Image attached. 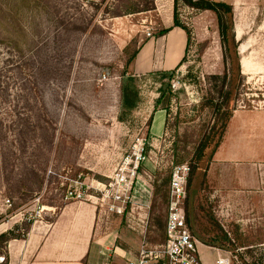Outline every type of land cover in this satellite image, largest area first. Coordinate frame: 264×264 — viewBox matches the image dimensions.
<instances>
[{
    "label": "rangeland",
    "instance_id": "374dc122",
    "mask_svg": "<svg viewBox=\"0 0 264 264\" xmlns=\"http://www.w3.org/2000/svg\"><path fill=\"white\" fill-rule=\"evenodd\" d=\"M135 1L0 0V264H129L144 243L164 242L175 170L200 172L198 146L218 120L213 84L229 69L216 16L174 0L127 13ZM222 1L234 7L243 86L192 230L230 264H264V0ZM175 14L191 32L179 66L140 72L132 56L148 42L160 58L166 48L167 67L178 61L174 34L156 40ZM141 142L131 202L109 212L103 185L131 169ZM200 250L205 263L216 257Z\"/></svg>",
    "mask_w": 264,
    "mask_h": 264
},
{
    "label": "trees",
    "instance_id": "16d2710c",
    "mask_svg": "<svg viewBox=\"0 0 264 264\" xmlns=\"http://www.w3.org/2000/svg\"><path fill=\"white\" fill-rule=\"evenodd\" d=\"M180 1L192 9L210 11L215 14L217 19L218 36L220 39L223 54L222 57L225 65L229 66V69L220 79L222 81L221 85L218 87L216 86V83L213 84V92L215 93L216 98H212L210 103L212 104L213 109L217 111L216 115L218 116V120L212 126L209 133L201 139L196 152L197 169L202 172L200 173L195 172V170H190V173L188 175L185 212L188 226L195 236L192 230L194 228V225L191 221V217H195L194 203L197 192L201 189L202 179L206 175V171L222 142V138L226 132L228 124L233 117L234 111L236 110L237 97L243 86V76L241 75V60L238 53V42L235 36L233 5L222 0H174L175 5H177ZM125 9L127 13L151 11L154 9V0H136L135 2H131L130 4H128ZM173 28H180L186 33L188 44L191 39V32L186 26L181 23V21L177 17V14L174 15V22L172 27L162 30L156 36V38L165 36ZM139 50L133 54L132 61L136 59ZM165 72L166 71L162 73L163 76L167 75ZM219 78L214 77V80L216 81ZM138 99L139 93L136 86L131 83L126 84L123 88V107L127 110H133L137 105ZM4 237H6L5 234L1 235V238ZM200 240L204 244L209 246L219 248L224 247L222 243L218 241L212 240V242H208L204 239ZM222 241H225V239H223Z\"/></svg>",
    "mask_w": 264,
    "mask_h": 264
},
{
    "label": "built area",
    "instance_id": "2783aa9c",
    "mask_svg": "<svg viewBox=\"0 0 264 264\" xmlns=\"http://www.w3.org/2000/svg\"><path fill=\"white\" fill-rule=\"evenodd\" d=\"M143 148L141 142L139 149L134 152L130 170H116L109 183L103 185V197L97 200L109 212L121 215L130 204L135 179L139 175V162L144 156ZM125 164L129 166L131 162ZM187 173L189 170H175L171 177L164 242L155 246L144 243L133 260L128 261L129 264H203L199 253L201 243L191 232L186 219ZM105 198L107 204L104 203ZM230 262V258L219 256L214 264Z\"/></svg>",
    "mask_w": 264,
    "mask_h": 264
},
{
    "label": "crops",
    "instance_id": "0c3cea01",
    "mask_svg": "<svg viewBox=\"0 0 264 264\" xmlns=\"http://www.w3.org/2000/svg\"><path fill=\"white\" fill-rule=\"evenodd\" d=\"M175 35L176 37V40H179V43H180V57L178 59V61L173 65V66H170V67H167V64H166V55H167V52H166V48H165V52H164V57L163 58H160L159 56H157L155 54V48L157 47V44H154L153 42H148L143 48L142 50L138 53L137 57H136V61H135V67L136 69L138 68L140 72H151V71H159V72H164V71H170V70H173L175 69L176 67L179 66L182 58L184 57L185 55V52H186V46H187V36H186V33L180 29V28H173L171 31H169L165 36L159 38V39H156V40H159L161 41L162 38L165 40V46H166V41H167V37L171 36V35ZM146 47H152V50H151V54L150 56H148V63H149V67H146L144 68V60L142 59V54L144 52V50L146 49ZM199 247H203V248H209V250H212V251H215L216 252V257L214 259H211L208 263H205L203 262V264H214L216 259L219 257V256H222V251H219L218 249H213V248H210V247H207V246H204L202 244L199 245ZM199 248V251H200V254H201V250ZM134 257H129V260L128 261H131L133 260Z\"/></svg>",
    "mask_w": 264,
    "mask_h": 264
}]
</instances>
